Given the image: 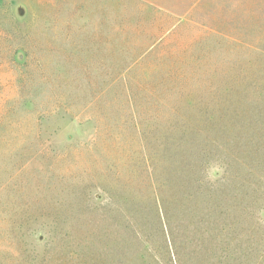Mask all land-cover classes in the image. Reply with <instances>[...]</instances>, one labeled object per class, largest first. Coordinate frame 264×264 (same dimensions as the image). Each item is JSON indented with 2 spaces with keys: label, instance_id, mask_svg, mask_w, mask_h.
Listing matches in <instances>:
<instances>
[{
  "label": "rangeland",
  "instance_id": "1",
  "mask_svg": "<svg viewBox=\"0 0 264 264\" xmlns=\"http://www.w3.org/2000/svg\"><path fill=\"white\" fill-rule=\"evenodd\" d=\"M263 120L264 0H0V264H264Z\"/></svg>",
  "mask_w": 264,
  "mask_h": 264
},
{
  "label": "trees",
  "instance_id": "2",
  "mask_svg": "<svg viewBox=\"0 0 264 264\" xmlns=\"http://www.w3.org/2000/svg\"><path fill=\"white\" fill-rule=\"evenodd\" d=\"M263 125H264V120H263ZM211 137H209L208 135L205 137V141H206V145H203V151H207L208 153H211L214 149H219L221 151L224 150V148H220L217 147L215 144H213V141L209 140ZM213 139V138H211ZM211 143V144H210ZM252 150L250 149L249 155L252 156L253 153L251 152ZM249 169L254 170L253 168H251L250 166H248Z\"/></svg>",
  "mask_w": 264,
  "mask_h": 264
}]
</instances>
